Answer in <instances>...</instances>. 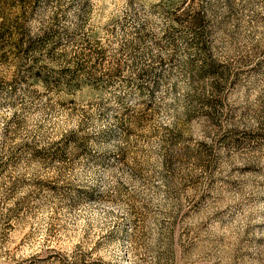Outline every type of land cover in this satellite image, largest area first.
I'll return each instance as SVG.
<instances>
[{"label":"rangeland","instance_id":"obj_1","mask_svg":"<svg viewBox=\"0 0 264 264\" xmlns=\"http://www.w3.org/2000/svg\"><path fill=\"white\" fill-rule=\"evenodd\" d=\"M0 264H264V0H0Z\"/></svg>","mask_w":264,"mask_h":264},{"label":"trees","instance_id":"obj_2","mask_svg":"<svg viewBox=\"0 0 264 264\" xmlns=\"http://www.w3.org/2000/svg\"><path fill=\"white\" fill-rule=\"evenodd\" d=\"M90 82V80H88Z\"/></svg>","mask_w":264,"mask_h":264}]
</instances>
